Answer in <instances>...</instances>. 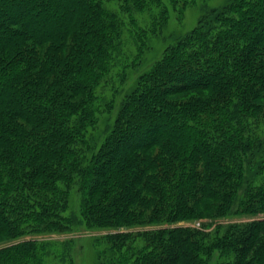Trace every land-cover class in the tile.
Instances as JSON below:
<instances>
[{
	"label": "trees",
	"instance_id": "trees-1",
	"mask_svg": "<svg viewBox=\"0 0 264 264\" xmlns=\"http://www.w3.org/2000/svg\"><path fill=\"white\" fill-rule=\"evenodd\" d=\"M98 231L97 264H264V0H0V264Z\"/></svg>",
	"mask_w": 264,
	"mask_h": 264
},
{
	"label": "rangeland",
	"instance_id": "rangeland-1",
	"mask_svg": "<svg viewBox=\"0 0 264 264\" xmlns=\"http://www.w3.org/2000/svg\"><path fill=\"white\" fill-rule=\"evenodd\" d=\"M200 5V4H199ZM198 6L196 7H190L186 10V12L184 13V17L183 20L181 22H179L178 20H176V16L175 13H171L170 15V19L168 21V25L166 26L165 29V33L164 35H167L169 32H175V33H186L188 32L191 28H193L197 17H198ZM109 7L113 8L115 7L114 5H110ZM142 18V19H141ZM141 23H144L146 21L145 17L142 15L140 17ZM126 37V36H125ZM126 47L128 49L131 48V44L129 40L126 41ZM154 45V54L151 57V53L147 52L146 53V60L152 61L153 59L156 58V56L158 55V53L160 52L161 48H162V43L161 41L156 38L154 40H152V44ZM152 59V60H151ZM236 221V220H235ZM186 226L192 225V224H183ZM107 234V232L105 231H98V232H86V233H75L74 235H48V236H40L38 237V239L42 240H48V241H52V242H61L67 239H73L74 240V246L78 247L77 252H75L76 254H74V261L76 264H97L96 262V253L94 252V246H93V238L95 236H101ZM83 237V238H81ZM80 247V249H79ZM73 249V248H72ZM71 249V251H72ZM47 262L45 264H61L57 259L55 258H47L46 260Z\"/></svg>",
	"mask_w": 264,
	"mask_h": 264
}]
</instances>
